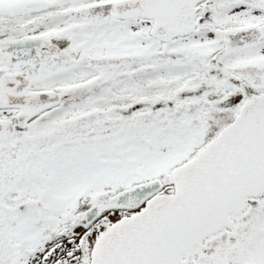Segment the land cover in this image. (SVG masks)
<instances>
[{"label": "snow or ice", "instance_id": "6c2138e0", "mask_svg": "<svg viewBox=\"0 0 264 264\" xmlns=\"http://www.w3.org/2000/svg\"><path fill=\"white\" fill-rule=\"evenodd\" d=\"M0 264H264V0H0Z\"/></svg>", "mask_w": 264, "mask_h": 264}]
</instances>
